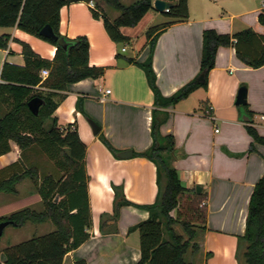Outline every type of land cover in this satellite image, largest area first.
<instances>
[{
  "label": "crops",
  "instance_id": "crops-1",
  "mask_svg": "<svg viewBox=\"0 0 264 264\" xmlns=\"http://www.w3.org/2000/svg\"><path fill=\"white\" fill-rule=\"evenodd\" d=\"M133 1L120 0L124 5ZM96 5L110 20L119 15L105 0L74 2L60 10V33L70 39L86 36L90 44L89 65L104 68L99 77L68 83L66 90L59 91L64 97L54 112L61 128L76 124L86 145L91 214L89 238L66 253L63 264H136L139 261L140 233L135 227L149 217L148 210L141 206L156 201L159 185L155 163L135 152L146 150L152 143L154 110L159 120L165 119L160 126L161 133L174 136L175 153L171 163L194 206L201 210L194 218L195 234L190 240L198 249L194 251L190 247L184 260L191 264H246L243 253L247 244L244 234L249 200L264 174V144L254 140L247 125L264 136L261 118L264 64L253 68L237 56L233 45L219 46L214 67L208 73L207 87H198L174 104L156 107L154 93L140 64L150 53L146 30L167 22L168 18L153 8L137 25L121 28L129 40L120 44L109 37L103 20L92 16L91 8ZM188 6L187 19L158 32L152 67L157 87L165 97L200 75L205 30L232 35L250 27L264 34V25L259 21L264 0H189ZM4 34L9 38H4L6 47H0V71L5 61L24 65L20 41L28 43L42 58H54L56 46L44 39L16 27H0V36ZM242 86L247 90V102L240 105L236 98ZM36 88L46 90L41 86ZM107 89L110 93L105 92ZM7 109L0 101V117ZM89 118L100 126L98 134L93 133ZM125 150H132V156L121 158L118 153ZM27 154V151L22 154L19 146L11 142V151L0 156V169L19 160L24 162ZM25 180L17 185L19 193L15 196L20 195L17 204L0 206V216L24 208L43 210L38 193L28 190L21 195L29 185L28 180L22 187ZM196 185L202 186L200 194ZM117 194L124 195L132 204L122 205L118 217L114 218ZM187 205L185 201L180 204ZM28 223L34 222L27 221L19 227ZM34 224L31 234L37 232V226L43 228L37 236L56 229L51 220ZM174 229L188 238L180 224H175Z\"/></svg>",
  "mask_w": 264,
  "mask_h": 264
},
{
  "label": "trees",
  "instance_id": "trees-1",
  "mask_svg": "<svg viewBox=\"0 0 264 264\" xmlns=\"http://www.w3.org/2000/svg\"><path fill=\"white\" fill-rule=\"evenodd\" d=\"M81 1L90 0H0V27H16L56 46L54 58L49 60L42 58L28 43L20 41L24 65L5 61L1 70L4 82L0 84V101L6 104L8 109L0 117V156L11 151V142L19 146L22 154L37 146L36 149L54 161L56 169L62 172L58 177L52 173L43 174L38 167L26 165L22 160L0 169V192L17 195L18 183L30 179L44 205L41 211L24 208L1 221L9 220L12 225L19 227L27 221L39 223L51 220L56 226L51 232L33 236L0 251V264H63L66 253L76 249L90 236L86 145L79 136L76 124L70 123L61 128L54 112L64 97L59 91L66 90L68 83L87 77H99L104 73V68L89 65L90 44L86 36H78L75 39L65 36L69 43L63 48L56 41L40 35V30L49 24L56 34L61 36V8ZM153 1L135 0L129 5H124L120 0H105L108 5L119 11L114 20H110L99 5L91 8V13L94 18L103 20L104 27L114 42L124 44L129 38L122 34L121 28L137 25L144 15L154 8ZM169 1L174 2V5L162 12L168 21L152 25L146 30L150 53L140 64L154 93L156 107L174 104L198 87H207L208 73L214 67L219 46L233 45L237 56L253 68L264 64V34H259L250 27L232 35L207 29L203 34L200 70L204 79L198 80L199 75L173 95L163 96L157 87L152 67L158 32L163 27L185 20L189 16V0ZM259 21L264 25V11L259 14ZM4 38H9V35L0 36V47H6ZM43 68L49 69V75L42 81L40 71ZM36 86L46 90H39ZM36 96L44 100L37 114L28 106L29 100ZM156 112L154 110L152 117L151 145L142 152H135V155L146 157L155 163L159 185L156 201L141 206L148 210L149 217L135 227L140 233L141 252L136 264H191L184 260V254L190 247L194 251L198 249L190 240L195 234L194 218L201 210L194 206V200L190 199L178 171L171 163L175 153L174 136L161 133L160 126L165 119L159 120ZM247 130L256 142L264 144V136L259 135L253 126L247 125ZM101 138L115 151L104 136ZM117 197L114 218L118 217L122 205L132 204L124 195L117 194ZM183 201L188 205L180 206ZM173 212H176V215ZM200 216L204 217V213ZM175 224L182 226L188 235L187 239L176 233ZM244 239L247 242L243 253L245 263L264 264V174L255 184L250 196ZM2 253L5 255L3 262Z\"/></svg>",
  "mask_w": 264,
  "mask_h": 264
},
{
  "label": "rangeland",
  "instance_id": "rangeland-1",
  "mask_svg": "<svg viewBox=\"0 0 264 264\" xmlns=\"http://www.w3.org/2000/svg\"><path fill=\"white\" fill-rule=\"evenodd\" d=\"M1 55H2V51H0V58H1ZM36 148L37 146L27 151L28 154L24 158L25 164L29 166L38 167L40 172H42L43 174L52 173L53 175H55V177H58L59 175H61L62 172L56 169L54 161L48 159L43 152L39 151V149H36ZM28 180H29V183H28L29 185L26 189L23 188L24 191H23V194L21 195H24V192H28V190L30 191V193L31 192L37 193L36 187L31 182L30 179H26L24 183H22V187L26 181L28 182ZM18 197L12 194H6L3 192H0V206L8 205L9 203H10L9 206H14L15 204H17L16 202H17ZM41 206H44L42 202H41ZM173 214H175V212H173ZM8 215L9 214L1 215L0 221L3 218L7 217ZM28 224L29 225L24 226V227H16L12 224L7 225L4 229L3 235L0 237V249H1L0 251L4 250L6 247H9L11 245H15L17 243L28 240L32 238L33 236H37L40 233L39 231L43 229L37 226L36 227L38 228L37 232H34L31 234L32 232L31 226H33L35 229L36 225L34 223H28ZM176 228L178 229V226H176ZM188 258H189V253H187V255L185 256L186 260H188Z\"/></svg>",
  "mask_w": 264,
  "mask_h": 264
},
{
  "label": "water",
  "instance_id": "water-1",
  "mask_svg": "<svg viewBox=\"0 0 264 264\" xmlns=\"http://www.w3.org/2000/svg\"><path fill=\"white\" fill-rule=\"evenodd\" d=\"M174 5V2L172 1H169V0H154L153 1V7L155 10L159 11V12H164V11H167L169 10L172 6ZM40 35L45 37V38H48V39H52L54 41L57 42V44L63 48H66L68 46V41L66 40L65 36L64 35H61L59 36L58 34H56V32L53 30V28L51 27V25L49 24H46L41 30H40ZM204 79V75L201 74L199 77H198V80H203ZM247 90H246V87L242 86L240 87L239 91H238V94H237V98H236V103L237 104H246L247 102ZM44 103V100L41 98V97H33L32 99L29 100L28 102V106H29V109L37 114L38 111H39V107ZM247 120H248V117H245ZM91 127H92V130H93V133L94 134H98L100 132V126L98 125V123L96 121H94L93 119L89 118L88 119ZM133 154V151L132 150H125V151H122V152H119L118 155L121 157V158H128V157H131ZM201 190H202V186L200 185H196V191L197 193H201ZM57 199V198H56ZM11 224V221L9 220H3V221H0V237L3 235V232H4V229L7 225ZM1 259H2V262L5 260V255L4 253L1 254Z\"/></svg>",
  "mask_w": 264,
  "mask_h": 264
},
{
  "label": "built area",
  "instance_id": "built-area-1",
  "mask_svg": "<svg viewBox=\"0 0 264 264\" xmlns=\"http://www.w3.org/2000/svg\"><path fill=\"white\" fill-rule=\"evenodd\" d=\"M122 50H125V48L123 47ZM48 75H49V69L48 68L41 69L40 77H41L42 81L45 80L48 77ZM3 82H4V80L2 78L1 71H0V84ZM105 92L110 93V89L105 90ZM261 118L264 119V115H262ZM216 131H218V129H216Z\"/></svg>",
  "mask_w": 264,
  "mask_h": 264
},
{
  "label": "bare ground",
  "instance_id": "bare-ground-1",
  "mask_svg": "<svg viewBox=\"0 0 264 264\" xmlns=\"http://www.w3.org/2000/svg\"><path fill=\"white\" fill-rule=\"evenodd\" d=\"M50 54H51V52H50Z\"/></svg>",
  "mask_w": 264,
  "mask_h": 264
}]
</instances>
